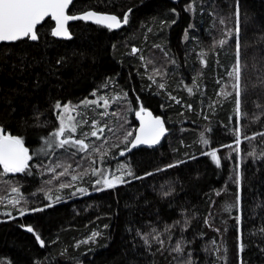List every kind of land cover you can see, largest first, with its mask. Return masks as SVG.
<instances>
[{"label":"trees","instance_id":"16d2710c","mask_svg":"<svg viewBox=\"0 0 264 264\" xmlns=\"http://www.w3.org/2000/svg\"><path fill=\"white\" fill-rule=\"evenodd\" d=\"M236 5L77 0L68 14L121 22L127 14L128 23L110 30L76 21L72 38L61 41L47 19L37 41L0 45V127L23 139L32 157L22 173L0 166V264H264V0H239V111L230 75ZM100 96L107 107L83 103ZM57 101L77 109L74 134L89 148L70 149L75 155L53 148L40 158L58 128ZM141 107L165 126L154 149L130 146ZM93 121L104 127L99 139L82 135ZM107 172L123 182L103 187Z\"/></svg>","mask_w":264,"mask_h":264},{"label":"snow or ice","instance_id":"6c2138e0","mask_svg":"<svg viewBox=\"0 0 264 264\" xmlns=\"http://www.w3.org/2000/svg\"><path fill=\"white\" fill-rule=\"evenodd\" d=\"M73 4V0H0V42H17L24 39H30L31 41H37L38 36V25L42 26V22L46 23V18H51L55 21V26L51 29V35L53 37L71 39V34L68 31L67 24L70 20H85L92 21L97 25H102L108 29L119 28L121 26V20L115 15H103L97 14L93 11H87L82 15L68 14L69 6ZM236 17V64L234 70L230 75L234 77L235 84L234 89L236 91V109L240 110L241 104V80H242V64L240 59V9L239 0H237L236 11L234 13ZM123 24L128 23V15L125 14L123 17ZM223 23V21H221ZM221 44L225 41L221 40ZM138 49H133V53L137 52ZM151 63V60H149ZM163 87V85H160ZM96 96V93H92ZM100 101H103V106L107 107L109 101L103 96L99 97L97 100L84 101L87 104H96L100 107ZM54 109L58 113V119L60 121L59 127L56 131L52 132L48 139L45 140V145L51 146L55 144L56 147L64 149L69 155H75V152H70V149L75 148L77 151H87L89 145L85 143L84 139H73L71 135L65 136L66 130L70 133L76 132V124L66 123V119L70 122L74 119L70 113L73 111L69 105H62L57 101L54 105ZM67 115V117L65 116ZM105 113H102L104 115ZM113 115L116 113L113 112ZM138 119H140V128L138 134L135 136L132 147L135 148L137 145H155L159 143L161 136L165 132L163 122L157 117L153 118L151 113H146L143 107L136 113ZM80 123H88L87 120H81ZM96 121L92 122L91 127L94 129L90 133H84L83 135L87 138L89 135L92 137L100 138L98 133H103L104 127L96 128ZM264 135V134H262ZM127 136H132V132L129 131ZM202 142L207 144L208 140L203 139ZM68 146V147H66ZM47 155V153H45ZM123 155V152H121ZM212 158L216 161L217 166H219V159L216 157V153H211ZM32 157L29 155V149L25 147L23 139L8 134L3 127H0V166H2L4 173H22L29 168V160ZM93 163H96L93 161ZM56 167H61V165H56ZM68 167H71L69 165ZM171 167V165H170ZM54 171V169H52ZM68 168L65 167L64 171L59 173V175L67 174ZM93 172L96 169L93 168ZM132 173L129 172V175ZM73 180L77 179L76 176L71 177ZM51 183V180L47 181ZM123 182L122 177H113L112 180L105 178L104 184L106 187H114L117 183ZM96 183H100L99 180ZM67 185L61 184L60 187H66ZM17 188H12V192H17ZM80 191H84L80 189ZM59 199V198H57ZM18 202V201H17ZM36 211H43V209H36ZM24 213L21 212V215ZM27 231L33 232L31 227L27 228ZM99 233H93L92 239H94ZM39 241V235L36 236ZM145 243H147V238L145 237ZM159 243L163 241L156 237ZM41 246H44L43 241ZM85 243L87 241H84ZM172 251L177 253L181 252V248L177 245ZM240 251H243V246L241 245ZM187 264H191L190 261Z\"/></svg>","mask_w":264,"mask_h":264},{"label":"water","instance_id":"95a60500","mask_svg":"<svg viewBox=\"0 0 264 264\" xmlns=\"http://www.w3.org/2000/svg\"><path fill=\"white\" fill-rule=\"evenodd\" d=\"M74 1H77V0H73V2ZM71 6V5H70ZM70 6H69V8H70ZM82 14H84V13H82ZM82 14H77V15H82ZM97 14H101V13H97ZM103 15H106V14H103ZM47 19H49L52 23H53V27L55 26V21H53V20H51V18L49 17V18H46V20ZM119 19V18H118ZM76 21H82V22H88V23H91V24H94V25H97V24H95L94 22H92V21H85V20H70L69 22H68V24H67V28H68V26H69V24H71V23H73V22H76ZM43 23V22H42ZM125 24H123V22H121V26L119 27V28H114V29H111V30H118V29H120L121 27H123ZM40 25H38V27H39ZM98 26H102V25H98ZM102 27H104V26H102ZM105 28H107V27H105ZM108 29V28H107ZM69 31V30H68ZM53 37V36H52ZM54 39H57V40H69V39H63V38H58V37H53ZM30 40V39H29ZM31 41V40H30ZM34 42V41H33ZM11 43H15V42H0V45H2V44H11ZM146 113H151L149 110H146L145 111ZM151 115H152V117L153 118H157V117H155L152 113H151ZM159 118V117H158ZM160 119V118H159ZM161 120V119H160ZM162 121V120H161ZM134 122H135V124H136V128H135V132H134V136H133V139H132V142H133V140H134V138H135V136L138 134V131H139V128H140V119H138L137 118V116L135 117V119H134ZM163 122V121H162ZM163 125H164V123H163ZM164 128H165V126H164ZM164 135H165V132H164V134L161 136V138H160V141H159V143H157V144H155V145H151V146H148V145H137V147H135V148H133L132 147V142H131V148H133V149H139V148H143V149H154V148H156V147H158L161 143H162V141H163V139H164Z\"/></svg>","mask_w":264,"mask_h":264},{"label":"rangeland","instance_id":"374dc122","mask_svg":"<svg viewBox=\"0 0 264 264\" xmlns=\"http://www.w3.org/2000/svg\"><path fill=\"white\" fill-rule=\"evenodd\" d=\"M101 97V96H100ZM104 97V96H103ZM96 100H97V98H95ZM101 103H103V101H101ZM102 105V104H101ZM71 107V109H73L74 111H76L77 109H75L74 108V106L72 107V106H70ZM73 114V111L70 113V115H72ZM67 115H69V114H65V116L67 117ZM73 117H74V121H76L77 120V117L76 116H74V115H72ZM73 120L72 121H68L67 119H66V123H72V124H76L75 122L73 123ZM59 123H60V121H59V119H58V127H59ZM80 129H81V127H79ZM135 128H136V124H135ZM135 128H134V131H133V136H134V132H135ZM77 129L78 128H76V132H77ZM80 130H78V132H79ZM75 132V133H76ZM67 134H71V135H73V139H77L75 136H76V134H74V133H70L68 130H66V132H65V136L67 135ZM133 136H132V139H133ZM45 140L46 139H44L43 140V143H42V146H40V149H38V156L41 158V157H44V156H46L45 155V153H48L49 151H50V149H53V148H58V147H56V145L55 144H52L51 146H48V145H45ZM131 142H132V140H131ZM66 147H68V146H66ZM71 150H76L75 148H73V149H71ZM77 151V150H76ZM31 156V155H30ZM31 161V159L29 160V162ZM28 170V169H27ZM6 174H15V173H6ZM113 177H116V176H111L108 172L106 173V174H104V176H103V179H101L100 181H101V184H102V186L103 187H106L105 186V184H104V180H105V178H107L108 180H112L113 179ZM117 184H119V183H117ZM116 184V185H117Z\"/></svg>","mask_w":264,"mask_h":264},{"label":"bare ground","instance_id":"6f19581e","mask_svg":"<svg viewBox=\"0 0 264 264\" xmlns=\"http://www.w3.org/2000/svg\"><path fill=\"white\" fill-rule=\"evenodd\" d=\"M201 3H203V4H202V6H203V5H204V1L201 2ZM204 7H205V6H203V7H201V8H204ZM189 10H190V9H189ZM202 31H203V30H202ZM203 35H204V34H203ZM216 36H218V34H217ZM231 37H232V36H231ZM228 38H229V37H228ZM232 38H233V37H232ZM214 39H215V38H214ZM230 39H231V38H230ZM228 40H229V39H228ZM61 41H62V40H61ZM211 41L214 42V40H211V39H210V43H211L212 46H213V42H211ZM230 41H231V40H230ZM215 43H216V42H215ZM215 43H214V44H215ZM216 45H217V44H216ZM224 47H225V46H224ZM222 50H223V49H222ZM228 51H229V50H228ZM229 52H230V51H229ZM228 54H229V53H228ZM202 55H203V54H202ZM230 59H231V58H230ZM216 60H217V59H216ZM229 61H230V60H229ZM233 61H234V60H233ZM226 73H227V72H226ZM229 73H230V71H229ZM148 74H149V73H148ZM227 75H228V74H227ZM225 79H226V78H225ZM226 80H227V79H226ZM224 82H225V81H224ZM227 82H228V80H227ZM220 83H221V82H220ZM92 92H93V91H92ZM108 95H109V94H108ZM215 95H216V93H215ZM215 95H214V96H215ZM217 95H218V94H217ZM205 96H206V95H205ZM214 96H213V97H214ZM114 100H115V99H114ZM114 103H115V102H114ZM214 103H215V102H214ZM113 105H115V104H113ZM87 106H88V105H87ZM84 107H85V106H84ZM92 107H93V106H92ZM82 109H83V108H82ZM242 115H243V114H242ZM246 115H247V114H246ZM135 117H136V116H135ZM243 117H244V116H242V118H243ZM245 117H246V116H245ZM245 117H244V118H245ZM247 117H248V116H247ZM134 119H135V118H134ZM246 119H247V118H246ZM247 120H248V119H247ZM247 120H245V123L247 122ZM251 120H252V119H251ZM256 121H257V120H256ZM258 121H259V120H258ZM258 121H257V122H258ZM257 122H256V124H257ZM254 123H255V122H254ZM86 124H87V123H86ZM90 124H91V122H90ZM258 125H259V124H258ZM261 126H262V125H261ZM90 127H91V126H90ZM96 127H97V126H96ZM85 128H86V127H85ZM83 129H84V128H83ZM86 131H87V130H86ZM83 133H84V132H83ZM85 133H86V132H85ZM81 134H82V133H81ZM82 135H83V134H82ZM165 136H166V135H165ZM203 136H204V135H203ZM129 137H130V136H129ZM201 137H202V136H201ZM205 137H206V136H205ZM203 138H204V137H203ZM206 140H207V139H206ZM126 141H127V140H126ZM201 142H202V140H201ZM201 142H199V143H201ZM122 144H123V143H122ZM122 144H121V145H122ZM201 144L203 145L204 143H201ZM118 145H119V144H118ZM204 145H205V144H204ZM204 145H203L202 147H204ZM234 145H235V144H234ZM214 147H215V146H214ZM210 149H211V148H210ZM228 149H229V148H228ZM226 150H227V148H226ZM216 151H217V150H216ZM234 151H235V150H234ZM217 152H218V151H217ZM220 152H221V151H220ZM223 152H224V151H223ZM232 152H233V151H232ZM224 153H225V152H224ZM224 153H222V154H224ZM226 153H227V151H226ZM233 153H234V152H233ZM233 153H232V154H233ZM240 153H241V151H240ZM222 154H221V155H222ZM234 154H235V153H234ZM244 154H245V153H244ZM228 155H231V154H228ZM235 155H236V154H235ZM241 155H242V154H241ZM231 156H232V155H231ZM245 156H246V155H245ZM245 156H243V157H245ZM96 157H98V156H96ZM122 157H123V156H122ZM208 157H209V156H208ZM219 157H220V156H219ZM224 157H225V154H224ZM246 157H247V156H246ZM241 158H242V157H241ZM91 159H92V158H91ZM93 159H94V158H93ZM209 159H210V158H209ZM222 159H223V157H222ZM242 159H243V158H242ZM242 159H240V161H242ZM244 159H245V158H244ZM99 160L101 161L100 158H99ZM210 160H211V159H210ZM229 160H230V157H229ZM114 161H115V160H114ZM118 161H119V160H118ZM211 161H212V160H211ZM232 161H234V160H232ZM96 162H97V161H96ZM244 162H245V161H244ZM244 162H243V163H244ZM240 163H242V162H240ZM92 164H93V163H92ZM93 165H94V164H93ZM241 165H242V164H241ZM99 166H100V165H99ZM99 169H100V168H99ZM103 170H105V169L103 168ZM98 171H99V173H100V170H98ZM98 171H97V172H98ZM102 172H104V171H102ZM100 174H101V173H100ZM239 174H240V173H239ZM101 175H102V174H101ZM88 176H89V175H88ZM93 176H94V174H93ZM96 177H97V176H96ZM43 181H44V179H43ZM38 184H40V183H38ZM43 184H44V183H43ZM40 185H41V184H40ZM40 185H39V186H40ZM98 185H99V184H98ZM33 186H34V185H33ZM37 186H38V185H37ZM37 186H36V187H37ZM44 186H45V184H44ZM33 188H34V187H33ZM38 190H39V189H38ZM27 193H28V192H27ZM38 195H39V194H38ZM40 195H41V194H40ZM38 198H39V197H38ZM7 214H8V213H7Z\"/></svg>","mask_w":264,"mask_h":264}]
</instances>
